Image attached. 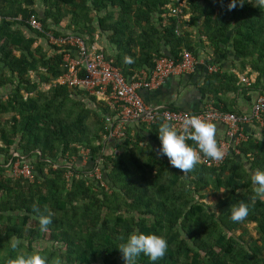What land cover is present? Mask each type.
<instances>
[{
	"label": "trees",
	"instance_id": "obj_1",
	"mask_svg": "<svg viewBox=\"0 0 264 264\" xmlns=\"http://www.w3.org/2000/svg\"><path fill=\"white\" fill-rule=\"evenodd\" d=\"M36 1L0 0V264L36 251L48 264H124L119 237L137 231L163 235L169 245L162 259L142 254L137 264H264V200L243 222L230 218V206L253 194L252 171H264V139L254 142L246 130L239 155L220 169L199 163L187 174L154 149L161 122L135 135L129 126L123 139L105 141L112 114L82 91L54 86L65 73L63 54L46 36L78 37L89 46L105 37L117 53L104 57L127 80L152 70L158 58L180 60L184 49L194 57L230 49L239 72L257 76L254 84L247 88L225 71L208 75L202 90L213 110L242 115L227 104L230 94L264 95V0H243L231 11L230 0H184L195 39L176 33L180 15L169 7L178 8L177 0H38L41 14ZM31 16L44 33L30 27ZM84 150L89 159L80 169ZM242 156L252 160L249 171ZM19 160L31 165L32 182L8 174L5 167ZM96 168L101 181L85 177ZM49 213L52 223L42 231L37 217ZM14 238L22 242L15 250Z\"/></svg>",
	"mask_w": 264,
	"mask_h": 264
},
{
	"label": "built area",
	"instance_id": "obj_2",
	"mask_svg": "<svg viewBox=\"0 0 264 264\" xmlns=\"http://www.w3.org/2000/svg\"><path fill=\"white\" fill-rule=\"evenodd\" d=\"M178 8L169 9L174 16L181 15L186 7V1L177 0ZM32 29L44 33L40 23L35 16L29 19ZM49 44L61 48L63 54V68L65 73L53 84L64 86L73 90L85 92L94 97L98 102H102L112 115L105 117L108 126V140H121L130 124L154 126L159 122H170L179 131H183L184 121L192 116L212 123H219L226 128V138L230 140L233 152L239 155L237 147L246 140L245 128L249 125L258 124L264 128V95L259 96L248 114L234 115L215 111L210 107L198 113H188L184 111L170 110L167 108H153L148 106L140 96L142 90H151L162 84L170 77H178L185 74L194 73L197 60L188 51L184 50L180 54V60L175 61L165 57L154 61V67L149 72H143L134 79H125L120 70L107 60L100 49L94 45H87L78 37L54 38L50 34ZM67 48L68 50H66ZM214 72V68H209ZM239 83L249 88L254 84L251 78L238 76ZM226 155L221 161H214L201 154L200 164L205 167L220 169L227 160L229 145L226 141L218 143ZM87 155V153H86ZM17 156V155H15ZM8 174L16 179L33 181V169L25 160L16 161L6 167ZM71 173L67 175L70 179ZM86 178H94L101 181L99 168L92 173L86 174ZM104 186L103 182L101 183Z\"/></svg>",
	"mask_w": 264,
	"mask_h": 264
},
{
	"label": "clouds",
	"instance_id": "obj_3",
	"mask_svg": "<svg viewBox=\"0 0 264 264\" xmlns=\"http://www.w3.org/2000/svg\"><path fill=\"white\" fill-rule=\"evenodd\" d=\"M243 0H230L227 10L231 11L238 5H243ZM131 63V59H127ZM160 140L158 155L166 156L169 164L179 169L182 174L190 173L200 163L201 154L214 161L224 159L226 153L219 146L217 139V125L192 116L184 121L183 131H179L170 122H161L157 132ZM189 141L193 143L190 144ZM253 194L248 202H240L230 206V218L233 222H243L250 213V207L258 199L264 200V171H256L251 175ZM42 231L47 230L52 223L51 213L37 217ZM119 245L116 247L122 254L124 264H137L138 258L143 254L150 261L156 262L162 259L167 250L168 242L163 235L156 233L133 232L119 237ZM19 239H12L11 248L17 249L21 245ZM13 264H48L46 256L39 251L30 255H17Z\"/></svg>",
	"mask_w": 264,
	"mask_h": 264
},
{
	"label": "crops",
	"instance_id": "obj_4",
	"mask_svg": "<svg viewBox=\"0 0 264 264\" xmlns=\"http://www.w3.org/2000/svg\"><path fill=\"white\" fill-rule=\"evenodd\" d=\"M188 8L185 7L182 10V14L178 18V24L179 27H177V35L180 36L182 32H188L191 34V38L195 39V29L189 24V19H190V13H185V11ZM35 10L41 14L44 10L43 6L39 3L37 0L35 3ZM65 20L62 22L63 26V31L65 33L66 26ZM99 31H97L98 33ZM26 36H29V32H24ZM45 40L44 39H38L37 44L38 45H45ZM92 45L98 47L100 51L108 56H114L117 51L115 47L111 44H109V41L105 39V37H99L97 35V39L95 43ZM46 49V48H45ZM165 50V55L166 57L170 56V49L167 47H163ZM185 50V49H184ZM183 50V51H184ZM182 51V52H183ZM194 57V56H193ZM170 59V58H169ZM172 59V58H171ZM197 60V66L196 70L194 73L191 74H185L181 75L178 77H170L166 79L162 84L158 85L156 88L151 89V90H142L140 92V96L143 99V101L150 107L153 108H167L170 110H177V111H184L188 113H198L201 112L203 109L210 107L212 108L213 102H210V100L203 95V87H204V81L208 75L214 74V73H223L225 71L235 74L237 77L238 76H245L247 78H251L255 82V79L257 76H254V74H250L249 70L240 73L238 68L235 66V58L232 54V51L230 49H224L222 55H219L218 57L213 56L212 51L209 49H205L203 51H200L198 54V57H195ZM216 60L218 62H216ZM209 68H214V72H210ZM145 71H137L133 72L132 77L130 79H134L138 76H140L141 73ZM31 78L33 80H37L36 75L34 73H31ZM239 79V78H238ZM56 81V80H55ZM54 81V82H55ZM47 85H42L40 89L44 91L43 87L47 90ZM55 86V85H54ZM57 86V85H56ZM64 87V86H62ZM50 88V86H49ZM85 93V92H84ZM85 95H88L85 93ZM89 96V95H88ZM258 94H255L253 92L247 93L245 96L242 95H235V94H230L228 97L227 104H233L235 106L234 109H236L238 112H242L243 114H248L251 107L255 103V101L258 98ZM92 97V96H90ZM248 98V99H247ZM96 100V99H95ZM96 102H98L96 100ZM99 103V102H98ZM233 108V106H232ZM217 125V139L218 143L226 141V143L229 145V151H228V156L237 155L235 152H233L232 145L229 139L226 138V128L222 124L215 123ZM153 126V125H152ZM152 126H146L142 127V125H137V124H130V128H132V134L135 135V132L138 133H145V129H149ZM256 127V128H255ZM129 128V127H128ZM145 128V129H144ZM248 131L252 133L253 136V141H262L264 139V131L259 130L257 126L254 125H249L245 128V131ZM134 132V133H133ZM245 133V132H244ZM247 139V137H246ZM105 141H112L108 140L107 138ZM117 141V140H115ZM149 142V139H147ZM246 141V140H245ZM244 141V142H245ZM155 150L159 153V149L157 147H154ZM87 153V155H86ZM79 159V168L80 169H85L87 168V163L89 159V151L84 150L81 152ZM160 156V155H159ZM163 160L168 158L166 156H160ZM241 161L244 163V168L246 171H249L251 168V161L245 160V158L242 156L240 157ZM251 159V158H249ZM56 168V167H54ZM262 171L258 168H255L252 171V174L256 171Z\"/></svg>",
	"mask_w": 264,
	"mask_h": 264
},
{
	"label": "rangeland",
	"instance_id": "obj_5",
	"mask_svg": "<svg viewBox=\"0 0 264 264\" xmlns=\"http://www.w3.org/2000/svg\"><path fill=\"white\" fill-rule=\"evenodd\" d=\"M65 21H66L65 24H67L69 22V19L67 18V19H65ZM254 76H256V75L254 74ZM46 87L48 90L49 86H46ZM43 89H44V91H47L44 87H43ZM208 201H209V204H213L215 202V199L212 198V199H209ZM248 231H249V233H248L249 235H251L252 237H255L254 225H251L250 227H248ZM239 234H240V232H239Z\"/></svg>",
	"mask_w": 264,
	"mask_h": 264
}]
</instances>
